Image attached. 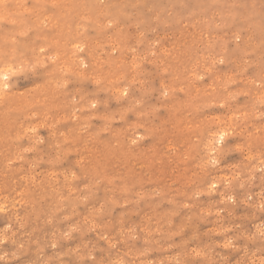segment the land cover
I'll return each mask as SVG.
<instances>
[{
    "label": "rangeland",
    "instance_id": "obj_1",
    "mask_svg": "<svg viewBox=\"0 0 264 264\" xmlns=\"http://www.w3.org/2000/svg\"><path fill=\"white\" fill-rule=\"evenodd\" d=\"M0 264H264V0H0Z\"/></svg>",
    "mask_w": 264,
    "mask_h": 264
},
{
    "label": "bare ground",
    "instance_id": "obj_2",
    "mask_svg": "<svg viewBox=\"0 0 264 264\" xmlns=\"http://www.w3.org/2000/svg\"><path fill=\"white\" fill-rule=\"evenodd\" d=\"M91 9V8H90ZM92 12V11H91ZM95 13V12H94ZM229 17V16H228ZM111 49V48H110ZM111 53V52H110ZM124 55V54H123ZM107 63V62H106ZM109 65V64H108ZM2 68V67H1ZM100 71V70H99ZM121 71V70H120ZM213 141V140H212Z\"/></svg>",
    "mask_w": 264,
    "mask_h": 264
}]
</instances>
